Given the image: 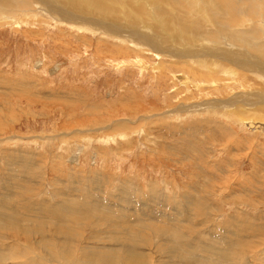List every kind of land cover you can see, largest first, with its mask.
<instances>
[{
  "label": "rangeland",
  "instance_id": "obj_1",
  "mask_svg": "<svg viewBox=\"0 0 264 264\" xmlns=\"http://www.w3.org/2000/svg\"><path fill=\"white\" fill-rule=\"evenodd\" d=\"M262 47L264 0H0L3 264H264Z\"/></svg>",
  "mask_w": 264,
  "mask_h": 264
},
{
  "label": "bare ground",
  "instance_id": "obj_2",
  "mask_svg": "<svg viewBox=\"0 0 264 264\" xmlns=\"http://www.w3.org/2000/svg\"><path fill=\"white\" fill-rule=\"evenodd\" d=\"M199 34V33H198ZM236 35H238V34H236ZM248 35V34H247ZM241 37H243V36H241ZM244 38H246V35H245V37ZM244 40V39H243ZM245 42V41H244ZM261 47V46H260ZM259 48V47H258ZM264 47H262L261 49H263ZM263 51V50H262ZM263 54H264V52H263ZM64 213H66V212H64ZM60 214H61V212H60ZM67 214V213H66ZM57 215H59L58 213H57ZM68 215V214H67ZM64 217V216H63ZM65 218H68V216H66ZM18 231H19V229H18ZM21 231H24L26 234H27V231H28V229H25V230H21ZM31 231V230H30ZM32 232V231H31ZM18 234V233H17ZM22 234V233H21ZM22 237V236H21ZM29 237V236H28ZM26 238V237H25ZM130 250H128V252L124 255V259H123V262L124 263H126V264H136V263H138V260L136 259L137 257H138V255H136V258L135 259H128V255H129V252ZM97 259H99V256H94L89 262H88V264H92V262H96L97 261ZM127 259H128V261H127ZM0 264H3V259L0 257ZM81 264H87L85 261H81ZM205 264H212V263H210V262H206ZM213 264H215V263H213Z\"/></svg>",
  "mask_w": 264,
  "mask_h": 264
}]
</instances>
